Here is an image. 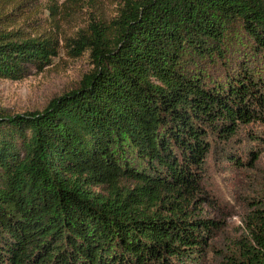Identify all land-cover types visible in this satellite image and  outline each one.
<instances>
[{
    "label": "trees",
    "instance_id": "trees-1",
    "mask_svg": "<svg viewBox=\"0 0 264 264\" xmlns=\"http://www.w3.org/2000/svg\"><path fill=\"white\" fill-rule=\"evenodd\" d=\"M232 20L260 72L224 68ZM111 26L72 42L93 65L76 88L39 111L0 110V264L203 263L215 226L199 207L207 156L217 144L242 167L225 145L264 125V0H126ZM184 49L222 65L221 82L187 70ZM56 54L0 29V79ZM248 209V242L228 264H264V190Z\"/></svg>",
    "mask_w": 264,
    "mask_h": 264
},
{
    "label": "rangeland",
    "instance_id": "rangeland-1",
    "mask_svg": "<svg viewBox=\"0 0 264 264\" xmlns=\"http://www.w3.org/2000/svg\"><path fill=\"white\" fill-rule=\"evenodd\" d=\"M125 1L0 0L1 30L57 45L56 56L43 71L30 70L19 81L0 79V110L10 115L39 111L51 99L76 88L93 65L87 50L76 56L78 51L73 50L76 45L72 42L80 35H88L91 25L112 27ZM224 31V68L230 71L244 63L250 70L260 72L262 62L251 50L238 21H229ZM181 60L187 70L201 71L205 79L221 82L222 65L194 56L190 49L182 51ZM221 147L216 144L217 150L208 154L202 180L207 197L199 207L204 217L215 222L202 264H228L231 258L239 259L241 245L248 242V203L264 190V125L240 126L225 145L243 162L242 167L228 163L218 153ZM251 161L252 167L246 165Z\"/></svg>",
    "mask_w": 264,
    "mask_h": 264
}]
</instances>
